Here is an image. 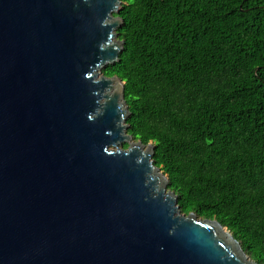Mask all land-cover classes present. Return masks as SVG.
I'll return each mask as SVG.
<instances>
[{
  "label": "water",
  "instance_id": "obj_1",
  "mask_svg": "<svg viewBox=\"0 0 264 264\" xmlns=\"http://www.w3.org/2000/svg\"><path fill=\"white\" fill-rule=\"evenodd\" d=\"M121 8L0 0V264H257L127 134Z\"/></svg>",
  "mask_w": 264,
  "mask_h": 264
},
{
  "label": "trees",
  "instance_id": "obj_2",
  "mask_svg": "<svg viewBox=\"0 0 264 264\" xmlns=\"http://www.w3.org/2000/svg\"><path fill=\"white\" fill-rule=\"evenodd\" d=\"M127 134L183 214L216 220L264 264V0H122ZM122 148H127V144Z\"/></svg>",
  "mask_w": 264,
  "mask_h": 264
},
{
  "label": "rangeland",
  "instance_id": "obj_3",
  "mask_svg": "<svg viewBox=\"0 0 264 264\" xmlns=\"http://www.w3.org/2000/svg\"><path fill=\"white\" fill-rule=\"evenodd\" d=\"M125 145V144H124Z\"/></svg>",
  "mask_w": 264,
  "mask_h": 264
}]
</instances>
